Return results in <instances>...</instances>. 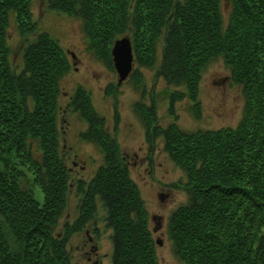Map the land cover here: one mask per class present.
Here are the masks:
<instances>
[{
    "label": "trees",
    "instance_id": "1",
    "mask_svg": "<svg viewBox=\"0 0 264 264\" xmlns=\"http://www.w3.org/2000/svg\"><path fill=\"white\" fill-rule=\"evenodd\" d=\"M33 0H0V264H72L69 237L96 218L99 199L111 228V264H158L156 243L138 184L133 181L115 132L78 85L65 108L60 80L70 61L58 39L41 30ZM46 0L55 12L83 22L88 48L114 70L111 49L128 37L134 62L153 67L174 86L170 106L188 97L198 118L201 75L221 57L241 87L243 115L235 127L184 131L157 122L153 99L133 103L150 148L157 137L187 179L188 201L168 219L175 255L185 264H264V0ZM21 37V66L10 58L9 27ZM143 90L141 73L129 77ZM129 80V81H130ZM116 85L105 90L116 99ZM72 110L87 127L80 138L93 142L103 164L89 181H77L78 214L57 232L67 207L71 173L62 143L63 114ZM39 188L42 201L34 195ZM95 225V224H94Z\"/></svg>",
    "mask_w": 264,
    "mask_h": 264
},
{
    "label": "rangeland",
    "instance_id": "2",
    "mask_svg": "<svg viewBox=\"0 0 264 264\" xmlns=\"http://www.w3.org/2000/svg\"><path fill=\"white\" fill-rule=\"evenodd\" d=\"M45 1H32L31 11L34 19L42 31L45 30L58 39L70 61L69 70L60 80L59 106L65 108L69 96L74 93L77 86H84L90 92L94 108L105 118L107 129L112 131L115 124L113 104L115 100L117 101L119 121L116 125V139L127 162L128 171L133 181L138 184L145 202L151 230L156 226L152 216L160 217V229L152 232L157 245L158 264H185L175 255L167 231L168 219L172 211L188 201V194L184 188L187 179L182 168L177 167L167 156L162 137L156 138L152 148L147 144L142 121L135 114L133 103L141 98L149 104L153 99L157 122L162 127L175 123L187 132L220 129V127L231 128L238 124L243 115L245 101L241 87L231 80L230 69L227 68L224 60L217 57L207 65L199 80L198 118L192 112L194 103L188 97L176 99L170 109L168 91L174 90L175 87L166 83L161 77L155 76L156 67L161 62L162 41L157 43L153 67L139 66L133 61V67L141 73L143 90L137 89L130 79L118 84V74L115 69H109L88 48L81 19L55 12L47 7ZM221 5L222 15L226 21L229 16V4L222 0ZM8 36H10L9 46L12 48L10 58L13 65L20 67L22 40L16 33L13 22L9 27ZM111 84L116 85V99L105 95L106 88ZM63 117V134L60 141L65 163L71 173V181L67 194V207L60 216L57 232H61L66 221L72 223L77 217L78 204L82 197L77 191V181H89L98 167L103 164L102 154L95 144L80 138V132L87 127L86 122L72 110L64 113ZM34 195L39 202L42 201L39 188H36ZM96 204L95 222H90L82 231L74 232L69 237L67 248L70 250L72 264L94 262L111 264L112 262V230L105 226L104 205L99 199L96 200ZM157 241L161 244H157Z\"/></svg>",
    "mask_w": 264,
    "mask_h": 264
},
{
    "label": "water",
    "instance_id": "3",
    "mask_svg": "<svg viewBox=\"0 0 264 264\" xmlns=\"http://www.w3.org/2000/svg\"><path fill=\"white\" fill-rule=\"evenodd\" d=\"M111 53L114 69L118 74V84H121L122 81L129 77L134 64L132 43L130 39L128 37H121L117 39L111 49ZM157 218L158 219L155 221V217L153 216V221L156 223L153 231H157L161 227L160 217ZM157 244H161V242H158Z\"/></svg>",
    "mask_w": 264,
    "mask_h": 264
},
{
    "label": "flooded vegetation",
    "instance_id": "4",
    "mask_svg": "<svg viewBox=\"0 0 264 264\" xmlns=\"http://www.w3.org/2000/svg\"><path fill=\"white\" fill-rule=\"evenodd\" d=\"M125 159V158H124ZM144 160H147V159H145V158H143ZM137 162V161H136ZM136 162L134 163V164H136ZM161 215V214H160ZM160 215H158V216H160ZM154 217H157V216H154ZM152 218H153V216H152ZM152 232H153V229H152ZM93 264H96V262H94Z\"/></svg>",
    "mask_w": 264,
    "mask_h": 264
}]
</instances>
